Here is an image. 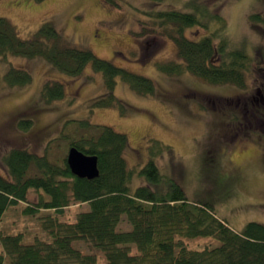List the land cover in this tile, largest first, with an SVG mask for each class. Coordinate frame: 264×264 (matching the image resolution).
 <instances>
[{
    "label": "rangeland",
    "instance_id": "374dc122",
    "mask_svg": "<svg viewBox=\"0 0 264 264\" xmlns=\"http://www.w3.org/2000/svg\"><path fill=\"white\" fill-rule=\"evenodd\" d=\"M167 10L194 13L206 24L183 31L191 40L222 27L220 19L209 15L222 18L221 33L232 48L244 49L252 60L243 88L210 84L185 71L166 75L157 69V62H181L172 39L149 14ZM0 16L16 27L21 39L51 21L70 44L149 78L159 90L158 97L141 96L116 78L113 93L123 107L94 109L92 100L105 88L102 74L91 65L72 77L42 59L0 56V174L5 175L3 155L14 148L54 162L66 158L69 144L64 136L88 133L75 124L86 120L126 135L124 157L135 172L132 188L143 184L137 172L152 158L162 175L176 179L189 200L208 203L234 230L248 222L264 224V111L254 114V108L264 106L256 93L264 80V74L256 72L264 69V0H0ZM10 67L28 70L31 83H6L4 74ZM46 80L62 83L65 97L43 102L40 90ZM22 119L28 121L26 128ZM37 201L38 193L30 191L27 203L10 206L0 219V235L21 234L25 244L36 238L49 240L42 223L51 212H23ZM88 210V204H75L57 217L73 222ZM120 229L129 225L123 222ZM185 244L200 249L218 242L199 237ZM1 250L0 244V254ZM96 254L98 263L105 264L104 255Z\"/></svg>",
    "mask_w": 264,
    "mask_h": 264
},
{
    "label": "trees",
    "instance_id": "16d2710c",
    "mask_svg": "<svg viewBox=\"0 0 264 264\" xmlns=\"http://www.w3.org/2000/svg\"><path fill=\"white\" fill-rule=\"evenodd\" d=\"M149 14L162 33L172 39L181 61L157 62L161 73L177 75L185 71L210 84L244 87L252 60L244 49L232 48L221 33L225 24L221 17L209 15L220 19L222 27L191 40L183 34L186 28H206L196 14L180 10ZM254 17L259 19L258 15ZM8 55L42 59L72 77L91 65L102 74L105 88L103 95L92 100L94 109L123 107L113 93L116 78L138 95L159 96L152 80L70 44L51 21L42 22L30 38L21 39L16 27L0 16V56ZM256 72L263 76L264 69ZM4 80L10 86L23 87L31 83L32 77L26 69L10 67ZM64 97L62 83L46 80L42 85L43 102ZM261 108H254V114L263 112L264 106ZM27 122L20 123L26 128ZM75 124L76 129L90 131L64 138L69 148L97 157L99 175L92 180L74 176L66 158L54 162L45 155L15 148L3 155L0 219L10 206L27 203L30 191L38 193L39 201L35 206L27 204L23 212L33 215L44 209L51 213L43 217L42 223L49 240L36 238L25 244L21 234L0 235V264H99L98 252L104 255L105 264H264V224L248 222L241 230H234L216 216L208 203L189 200L176 179L162 175L152 158L137 172L143 184L132 188L135 172L124 157L126 135L86 120ZM75 204H88L89 210L78 213L73 222L59 221L57 215H64V210ZM123 222L129 229H120ZM199 237L213 238L218 244L200 249L186 246V240Z\"/></svg>",
    "mask_w": 264,
    "mask_h": 264
},
{
    "label": "water",
    "instance_id": "95a60500",
    "mask_svg": "<svg viewBox=\"0 0 264 264\" xmlns=\"http://www.w3.org/2000/svg\"><path fill=\"white\" fill-rule=\"evenodd\" d=\"M66 163L71 173L78 178L92 180L99 175L97 157L85 155L74 147L68 149Z\"/></svg>",
    "mask_w": 264,
    "mask_h": 264
},
{
    "label": "flooded vegetation",
    "instance_id": "af4514ba",
    "mask_svg": "<svg viewBox=\"0 0 264 264\" xmlns=\"http://www.w3.org/2000/svg\"><path fill=\"white\" fill-rule=\"evenodd\" d=\"M256 93H257V96H258V103L260 102V104L264 105V80L262 82V88L257 89ZM255 98H256L255 96H252V99H255ZM22 120L24 121V119H22Z\"/></svg>",
    "mask_w": 264,
    "mask_h": 264
}]
</instances>
